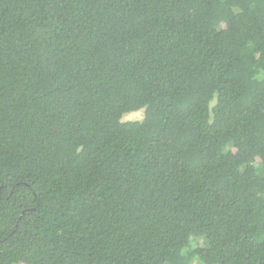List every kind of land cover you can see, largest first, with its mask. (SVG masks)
<instances>
[{
  "label": "trees",
  "instance_id": "trees-1",
  "mask_svg": "<svg viewBox=\"0 0 264 264\" xmlns=\"http://www.w3.org/2000/svg\"><path fill=\"white\" fill-rule=\"evenodd\" d=\"M0 264H264V0H0Z\"/></svg>",
  "mask_w": 264,
  "mask_h": 264
},
{
  "label": "rangeland",
  "instance_id": "rangeland-1",
  "mask_svg": "<svg viewBox=\"0 0 264 264\" xmlns=\"http://www.w3.org/2000/svg\"><path fill=\"white\" fill-rule=\"evenodd\" d=\"M143 117V109L124 113L122 120H140Z\"/></svg>",
  "mask_w": 264,
  "mask_h": 264
}]
</instances>
